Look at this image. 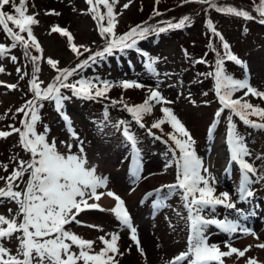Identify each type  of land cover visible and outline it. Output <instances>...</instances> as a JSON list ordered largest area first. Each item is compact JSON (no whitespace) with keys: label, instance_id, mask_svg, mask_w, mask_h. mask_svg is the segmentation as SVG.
<instances>
[{"label":"snow or ice","instance_id":"1","mask_svg":"<svg viewBox=\"0 0 264 264\" xmlns=\"http://www.w3.org/2000/svg\"><path fill=\"white\" fill-rule=\"evenodd\" d=\"M132 2L133 0H127L122 8L128 9ZM193 2L207 5L205 12L215 9L217 12L249 21L257 19L243 7L220 5L218 0H181V6ZM85 3L88 5L87 12L96 22L99 35L104 39L103 48L94 51L87 45H78L74 42L73 33L67 27L52 26L50 32L66 37L71 52L78 59L84 56V53H88V56L74 67L63 68L58 66L59 60L48 57L46 62L55 70L56 75L46 87L42 88L44 81L39 79V73L41 72L40 62L45 59L44 49L33 31V26L40 23L37 19L39 13L28 14L27 0H19V3L16 0H0V28L10 40V44L0 42V59L7 58L13 63H18V57L10 55V52L20 47L26 62L25 66L32 65L29 79L31 98L16 109V113H23V118L20 120L21 126L16 127L9 124L7 127L11 129L10 131L0 130V138H8L13 133H18L20 147L29 154V159L13 157L15 166L11 172L7 176H0V180L5 181V186L0 187V205L7 201L16 206L15 212L12 207H8V215L0 213V264H121L119 258L123 257L125 252L130 253L131 247L124 251L121 250L118 233H105L97 237L102 247L99 251H95L94 245L97 240L85 239L71 228L66 227L72 223L82 225L83 221L77 217L86 210L113 214L119 224L130 231V240L137 247L141 257L146 258L126 201L115 191L109 189L108 178L98 173L97 166L89 162L84 147L85 141L75 131L72 121L64 112L65 101L72 99L73 96L83 100H95L100 97L107 99V93L117 86L124 90H147L148 95L142 103L123 105L140 128H146L150 135H155L153 129L163 132L162 125L166 123L172 129L166 133L174 144L171 148V160L166 167H174L175 180L173 183L162 184L146 194V198L155 195L153 208L157 210L167 207L166 200L179 194L187 213L186 216L181 217L185 220L188 231L187 247L168 261V264H225L224 258H230L234 254L237 258L245 257L246 252L252 246L249 245L243 250L232 246L235 234L253 235L256 239L259 237L253 229L242 222L246 221L250 215H255V211L245 213L243 209L237 207V203H251L256 195L254 185L264 183V174H261L264 169H258L249 162L248 158L253 154L244 137L238 132L233 117H239L241 121L252 127L264 129V123L250 119L255 116L260 121H264V107L254 105L246 99L248 96L264 99V91L254 87L247 76L244 79L234 78L227 72L225 63L226 61L234 62L245 70L248 67L247 63L233 52L230 43L209 17L206 21V27L211 33L208 48L215 53L216 58L213 71L200 75L213 77L215 94L220 105L208 128L209 136L215 132L225 110L229 112L227 115V145L230 152V163L238 165L241 177L236 188L238 199L233 200L228 191L217 193L216 177L205 166L203 159L197 155L196 140L192 133L174 113V110L166 106L175 101L163 95L159 83L155 87H150L135 80L110 81L96 78L93 81L83 77L70 82V78L77 75L81 69L90 67L91 64L114 55L117 51L124 52L126 49L136 48L139 40L151 34L191 26V15L186 14L176 22H164L166 27L137 24L126 32L118 34L119 17L123 14L122 11L116 10L120 0H85ZM155 3L158 5L160 0H155ZM6 6L12 11H5ZM101 6L104 11L101 10ZM253 10L258 13V22L264 25V0H259L258 5L253 0ZM153 11L155 15H161L156 8ZM45 14L61 15L55 9ZM213 40H218L220 49L223 50L222 53L212 42ZM33 49L39 55H34ZM185 54L187 55V52ZM144 55L147 56L146 53ZM196 62L209 63L204 57ZM156 63L157 58L149 56L146 69L159 76L155 68ZM15 70L21 80L29 76V73L23 71L21 67ZM4 72L5 68L0 66V73ZM0 85H4L9 90L18 88L16 83L0 81ZM63 89L70 91L71 96L65 95ZM238 92H242L243 95L233 98ZM44 101L54 102L56 111L66 122L71 141L57 142L55 139L50 141L47 126H44L42 132L37 131V125L41 121L39 109L43 107ZM119 102L122 103V99ZM191 102L195 103L194 100ZM113 103L118 102L113 101ZM156 105H161L163 116L149 127L143 123V119L145 115L153 112ZM8 112H11V109H8ZM107 119V113H105V120ZM113 127L122 130L123 137L130 143L132 175L139 179L142 172V161L141 151L137 146V136L130 130L129 123L124 120H120ZM58 144L63 146V150L58 147ZM257 159L264 158L257 157ZM2 167L5 172H8V164H2ZM226 171H230V166ZM26 175L27 181L24 187L20 188L18 181L24 182ZM103 197L111 198L114 205L105 207L101 203ZM218 207L234 211L238 218L230 215L220 218L217 215ZM86 226L99 227L93 224ZM212 226L227 234L228 239L223 242L227 250H221L219 244L209 242L208 233ZM99 230L103 231L102 228ZM11 241H15L14 249L6 246ZM257 247L264 248V244H258ZM74 248L78 251H74ZM247 264H257V261L254 258H248Z\"/></svg>","mask_w":264,"mask_h":264},{"label":"rangeland","instance_id":"2","mask_svg":"<svg viewBox=\"0 0 264 264\" xmlns=\"http://www.w3.org/2000/svg\"><path fill=\"white\" fill-rule=\"evenodd\" d=\"M19 3V0H16ZM127 0H120L116 6L118 12L122 11L119 17L117 33L122 34L130 27L141 24L144 26L166 27L164 22L178 21L179 18L188 14L191 15V26L182 29H169L163 33L151 34L145 39L137 42V47L126 49L124 52H115L114 55L107 56L91 64L90 67L81 69L79 73L70 78V82L80 78L100 80L120 81L135 80L150 87L160 84V91L169 100L175 101L173 104L166 105L174 110L178 118L190 129L197 128L199 133L193 135L196 140L195 150L199 157L209 168L208 162L211 160L215 166L213 175L216 177L217 193L228 191L233 200H237L236 188L240 180V171L238 165L230 163V152L228 145L224 144L219 150V136L227 139V115L228 110L222 115L217 124L215 132L209 136L208 128L214 119V113L218 109L219 102L215 94V82L211 76H202L201 73L213 71L215 63V53L209 48L208 44L211 33L206 27V21L210 17L217 29L225 36L230 43L232 50L242 60L247 63V70L237 66L234 62L226 61L225 67L228 73L234 78H249L250 83L258 90L264 91V25L258 22V13L253 10V0H218L220 5H233L243 7L250 11L256 20H245L232 15H226L209 9L207 5L199 3H188L181 6V0H160L157 5L155 0H133L128 9H123L122 5ZM258 5L259 0H255ZM28 14L39 13L37 19L40 23L33 26L34 35L40 41L44 49L45 59L40 62L41 72L39 79L44 81L41 87H46L56 75L54 69L47 64L46 59L51 57L60 61L58 65L63 67H74L80 60L85 59L88 53L79 59L71 52L68 40L58 33H51L50 29L54 25L67 27L73 33L76 44H84L95 50H100L104 46V39L99 35L96 22L92 15L87 12L88 5L85 0H27ZM141 8L143 9L141 11ZM156 8L161 15H155L153 9ZM55 9L61 15H46L49 10ZM75 9V11L73 10ZM101 10L104 11L101 6ZM5 11L11 12L12 9L6 6ZM11 26V25H10ZM247 29V31H245ZM18 31V30H17ZM26 36V33L24 34ZM0 42L10 44V40L5 36L0 28ZM220 49L218 40L212 41ZM139 49V51H137ZM128 51V52H127ZM187 52V55L185 54ZM34 55L39 53L32 50ZM147 54L144 55V54ZM205 53L207 55L205 56ZM10 55L18 57V63H13L10 59H0V66L5 68L4 73H0V81L5 83H16L18 88L9 90L4 85H0V130L10 131L9 124L20 127V120L23 113H16V109L21 107L25 101L31 98L29 91V79L31 78L32 65L24 61L23 51L20 47L11 50ZM157 58L155 65L159 76L150 73L146 69L148 57ZM201 57H204L209 63H197ZM21 67L27 71L29 76L23 80L19 79L16 68ZM167 73V75H165ZM65 95L71 96L67 89L62 90ZM207 93V95H204ZM146 89L124 90L117 86L107 93V99L100 97L95 100H83L77 97L65 101V114L72 121L73 128L80 135L81 139L95 143L101 137L106 136L109 148L116 149V154L122 162L115 165V160L103 158V154L93 157V162L100 165L103 169V175L108 178L109 183L119 181L125 187V192L121 190L119 194L124 200L125 196H130L134 189H138L137 194L131 200H125L126 206L133 219V224L137 228L138 237L141 246L144 248L146 258H142L137 247L130 240V231L119 224L113 214L100 212L98 210H86L81 213L77 219L83 221L82 225L72 223L69 227L85 239L97 240V237L105 233L115 232L120 236L119 246L122 251L131 247V252H125L120 257L121 264H168V261L175 255L184 251L187 247V227L182 216H186V210L183 208V202L179 194L173 195L166 200L167 207L157 210L153 208V197H147L146 194L153 191L162 184L173 183L175 180L174 167L167 168L166 165L171 160V148L174 144L169 140L166 133L172 131L169 124L162 125L163 132L153 129L155 135H150L146 128H140L126 111L124 104L136 105L142 103L147 97ZM243 95L242 92L235 94L233 98ZM122 99V103L119 102ZM254 105L264 107V99L248 96L246 97ZM195 101L193 104L191 101ZM117 101L118 103H113ZM11 109V112H8ZM7 113V115H5ZM105 113L108 119L105 120ZM41 121L37 125V131L42 132L44 126L49 129L48 138L57 140L71 139L68 133L65 120L58 115L54 102L44 101L43 107L39 109ZM161 105H156L151 114L144 116L143 123L151 126L157 119L162 118ZM258 123V117H250ZM120 120L129 123L130 130L135 133L138 139V148L141 151V161L143 169L150 171L163 170L166 176L162 180H156L146 186H140L144 181V172L135 182L129 184L132 175V167L125 170V162L131 159L132 150L130 143L125 140L122 130L113 127ZM237 125L238 132L244 137L245 142L252 152L248 158L258 169H263L264 159V129L252 127L245 124L239 117H233ZM108 133V134H107ZM157 137H160L159 139ZM113 138V139H112ZM19 134L13 133L8 138H0V176H7L15 166L13 157L17 159H29V154L22 150L19 143ZM168 141V143H165ZM226 143V141H225ZM84 144V145H85ZM63 150V147L60 148ZM178 154V152H177ZM92 156V155H91ZM87 156V158H91ZM2 164H8V172L3 170ZM230 166V171H226ZM210 170V169H209ZM264 174V172H261ZM27 181V175L24 182L18 181L20 188L24 187ZM129 184V185H128ZM5 186V181L0 180V187ZM256 195L251 203L238 202L237 207L243 209L245 213L255 211V215H250L245 224L253 222L260 218L259 227L264 230V183L254 185ZM125 193V194H124ZM12 207L15 212L14 203L5 202L0 205V211L8 215L7 208ZM149 209L152 213L145 215ZM93 213V214H91ZM178 213L180 215H178ZM91 214V215H90ZM144 215V216H142ZM217 215L223 218L224 215L237 217L234 211L218 207ZM93 224L98 228H89L86 225ZM102 228L103 231L99 229ZM145 233L144 236L142 234ZM222 233L215 226L209 228L210 243L219 244L224 247ZM246 240V236L243 237ZM242 240V239H241ZM6 246L15 247V241L8 242ZM102 245L97 240L94 250L99 251ZM78 251V249H73ZM229 259V258H228Z\"/></svg>","mask_w":264,"mask_h":264},{"label":"bare ground","instance_id":"3","mask_svg":"<svg viewBox=\"0 0 264 264\" xmlns=\"http://www.w3.org/2000/svg\"><path fill=\"white\" fill-rule=\"evenodd\" d=\"M186 127L187 129L192 133V135H197L200 131L197 128L194 129H190L187 126L186 123ZM108 134V133H107ZM219 138H221L220 140H225V137L219 136ZM113 139V138H112ZM69 141H71V139H69ZM58 142V141H57ZM62 145L58 144V147L61 148ZM223 143H221L219 146H217L216 148H218L219 150L222 148ZM63 147V146H62ZM85 147V151L88 157L89 162L93 165V157L98 156L99 154H103V158L105 159H110L115 160V165H119L122 160L119 159V156L116 154V149L109 148L108 146V141H107V137L103 136L100 138V140L98 142L95 143H91L88 142L87 145H84ZM74 151L76 150L75 148L73 149ZM126 162H125V166H126ZM209 165V169L210 171L213 173L215 166L213 164V162L211 160H209L208 162ZM97 169H98V173L103 175V169L101 168L100 165H96ZM127 166L125 168V170H127ZM264 169V167H263ZM144 172V181L141 183L140 186H146L149 183L155 182L157 179L158 180H162L163 178H165L166 176L164 175V171L163 170H157V171H150L149 169H143L141 174H143ZM135 178H132L129 184H133ZM128 184V185H129ZM124 185H122L121 183H119V181H115V182H110L108 187L109 189L113 190V191H118L121 192V190H123V192H125V187L123 188ZM138 189H134L133 193L130 194V196H125V200H131L135 197V195L137 194ZM125 194V193H124ZM101 203L105 206H113L114 205V201L111 198L108 197H103ZM0 213L4 214V211H0ZM148 213H152V209H149L147 212H145V215H148ZM263 216H264V210L262 212ZM144 216V215H142ZM261 220L260 218H256L253 222L246 224L248 227H250L251 229H253L255 231V233L258 235L259 239H256L255 236L253 235H248L246 236V240L243 239L244 236H240L239 233L235 234V236L233 237V244L232 246L238 248V249H245L246 247H248L249 245H251V249L249 251L246 252V256L243 258H237V256L234 254L232 257L228 258H224L225 259V264H247V259L248 258H254L257 261V264H264V248H259L257 247L258 244H264V230H261V228L259 227V222ZM145 233L142 234V236H144ZM220 236H225V238H223V240H221V242H224L225 240L228 239L227 234L224 233H220ZM242 239V240H241ZM221 250H227V248L225 247H221Z\"/></svg>","mask_w":264,"mask_h":264},{"label":"trees","instance_id":"4","mask_svg":"<svg viewBox=\"0 0 264 264\" xmlns=\"http://www.w3.org/2000/svg\"><path fill=\"white\" fill-rule=\"evenodd\" d=\"M128 52V51H127Z\"/></svg>","mask_w":264,"mask_h":264}]
</instances>
